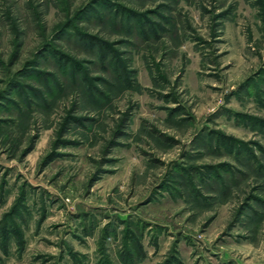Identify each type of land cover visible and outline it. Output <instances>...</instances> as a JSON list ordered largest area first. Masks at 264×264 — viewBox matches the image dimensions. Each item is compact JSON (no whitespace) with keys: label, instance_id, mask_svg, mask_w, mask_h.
Returning <instances> with one entry per match:
<instances>
[{"label":"rangeland","instance_id":"rangeland-1","mask_svg":"<svg viewBox=\"0 0 264 264\" xmlns=\"http://www.w3.org/2000/svg\"><path fill=\"white\" fill-rule=\"evenodd\" d=\"M0 264H264V0H0Z\"/></svg>","mask_w":264,"mask_h":264}]
</instances>
